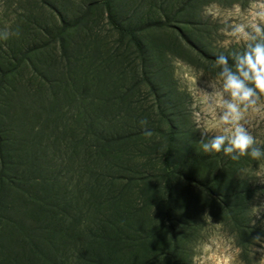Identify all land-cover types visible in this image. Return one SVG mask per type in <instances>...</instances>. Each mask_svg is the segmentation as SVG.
<instances>
[{"label": "trees", "instance_id": "16d2710c", "mask_svg": "<svg viewBox=\"0 0 264 264\" xmlns=\"http://www.w3.org/2000/svg\"><path fill=\"white\" fill-rule=\"evenodd\" d=\"M102 2L113 25L132 40L144 65L150 49L137 33L166 28L175 40L167 38L170 41L159 44L152 39L153 53H167L165 48L181 43L196 51L214 75L219 72L205 41L209 32L199 24H175L168 17L122 23L115 19L111 1ZM188 6L193 0H186L181 10ZM76 22H64L49 44ZM31 52L30 48L17 57L15 51L7 55L0 50V264H190L187 222L178 213L176 190L183 175L221 200L229 218L237 219L246 208L252 195L247 181L235 176L245 166L257 167L256 162L246 156L231 161L222 154L200 152L193 129H177L173 114H181V101L173 92L165 90L161 95L166 96L163 109L171 113L166 117L169 125L158 166L147 152L128 150L127 144L145 134L141 121L147 118L132 115L135 108L125 102L127 92L115 99L98 98L95 86V96L87 103L80 101L78 92L79 104L70 114L72 107H64L58 96L75 99L67 82L51 84L48 94L43 83L34 91L32 86L9 81L27 65ZM128 115L133 124L126 120ZM140 154L148 155L141 164L143 177L138 176L142 169L136 164ZM194 172L202 175L194 177ZM128 195L134 198L127 199ZM152 207L163 211L160 222L142 219Z\"/></svg>", "mask_w": 264, "mask_h": 264}, {"label": "rangeland", "instance_id": "374dc122", "mask_svg": "<svg viewBox=\"0 0 264 264\" xmlns=\"http://www.w3.org/2000/svg\"><path fill=\"white\" fill-rule=\"evenodd\" d=\"M102 1L0 0V28L8 27L13 31L18 30L19 33L10 36L7 41H0V50H6L7 55H12L15 51L19 57L28 49H33L29 58L27 57V65L15 73L14 79L12 75L8 79L16 81L18 85L32 86L34 91L43 83L48 94H51V84L67 82L71 97L75 99H66L61 94L58 96L61 97L64 107H72L70 114L79 104L78 92L82 94L79 99L83 103L89 102L95 96V86L99 88V92L95 93L98 98L115 99L127 92L125 102L135 108L132 115L139 114L140 117L147 118L146 124L141 125V131L145 134L136 138L135 142L127 144L128 150L140 149L143 153L147 152L159 166L169 125L166 117L171 113V110L163 109L166 96H161L162 93L169 90L173 92L175 99L181 101L178 112L183 117L181 118V114L178 117L173 114V118L178 119L177 129L184 132V128H192L193 139L198 141L202 138V130L208 127L212 119L199 100L206 92L213 90L210 84L219 88L217 75L199 59L196 51L181 43L172 49L165 48L167 53H153L149 44L152 39L159 44L175 40V34L168 36L170 32L167 33L166 28H149L137 33L150 49L144 65L132 40L122 35L113 25ZM110 1L115 19L122 23H146L152 19L163 20L168 17L175 24H199L209 32L205 41L213 52L211 57L227 50L232 54L242 51L246 41L233 37L230 34L232 28L238 24L261 23L255 13L264 10L259 7L264 4V0H193V6H188L185 10L181 9L186 0ZM59 11L63 19L58 14ZM28 20L29 25L26 24ZM76 20L75 27L49 44L53 34L64 22L71 23ZM248 30L251 31V28ZM10 44L11 49L8 48ZM41 45L46 47L40 49ZM159 97H162L161 104ZM259 104L261 111L249 112L243 123L257 141L264 144V96L260 98ZM7 105L10 106L6 102V107ZM132 109L129 111L132 112ZM126 120L133 124L134 118L128 115ZM148 132L151 133L147 134ZM149 139L151 141L147 142ZM148 155L140 154L136 161L142 169L138 173L139 177L145 176V169L141 164L147 160ZM259 167L264 168V161L259 163ZM192 175L197 177L202 174L194 172ZM189 177L183 175L176 190L180 195L178 213H183L182 219L187 222L188 235L185 241L189 245L187 259L190 264H217L216 258L203 261L193 259L194 244L213 236L220 241V247L215 249L216 256L230 252L237 257V264H260V258L264 259L261 257L264 252L258 250L254 253L251 242L258 235L264 239V179L241 178L236 174V180L247 181L246 189L252 196L246 200V208L237 219H233L223 213L221 200L213 198L214 196ZM190 196L193 198L186 203ZM129 198L131 200L134 197L128 195L127 199ZM161 213V209L152 207L149 213L143 214L142 219L151 223L160 222ZM134 221V226H139ZM177 227L179 231L186 232L182 225ZM179 235L181 236L180 233ZM255 247L261 249L262 245L257 243Z\"/></svg>", "mask_w": 264, "mask_h": 264}, {"label": "clouds", "instance_id": "9594fccd", "mask_svg": "<svg viewBox=\"0 0 264 264\" xmlns=\"http://www.w3.org/2000/svg\"><path fill=\"white\" fill-rule=\"evenodd\" d=\"M259 7L264 9V4ZM255 16L261 23L238 24L230 33L237 40L246 41L243 50L234 55L229 53L215 56V66L219 67L216 80L220 86L216 88L210 84L213 90L206 92L199 100L212 119L208 127L202 130V138L197 144L200 152L222 154L231 161L248 157L258 166L243 168L238 175L241 178L264 179V168L259 167V163L264 161V144L258 142L243 123L249 112L261 111L259 101L264 96V10L256 12ZM18 34V30L0 28V41H7L10 36ZM230 59L232 63H229ZM144 124L146 121H141V125ZM257 243L262 245L261 249H256ZM251 246L254 253L258 250L264 252V239L259 235L254 237ZM218 247L220 241L215 236L198 241L193 246V259L203 261L216 258L217 264H237V257L230 252L216 256L215 249ZM260 264H264V259L260 258Z\"/></svg>", "mask_w": 264, "mask_h": 264}]
</instances>
